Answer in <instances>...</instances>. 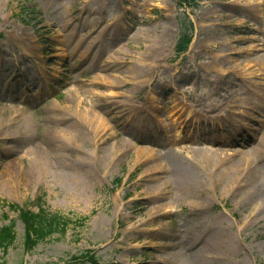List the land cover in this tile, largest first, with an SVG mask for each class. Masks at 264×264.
Listing matches in <instances>:
<instances>
[{
	"label": "rangeland",
	"instance_id": "rangeland-1",
	"mask_svg": "<svg viewBox=\"0 0 264 264\" xmlns=\"http://www.w3.org/2000/svg\"><path fill=\"white\" fill-rule=\"evenodd\" d=\"M246 45L264 56V0H0V264H264V163L225 183L264 132ZM40 141L60 174L30 170ZM11 202L89 217L27 250Z\"/></svg>",
	"mask_w": 264,
	"mask_h": 264
},
{
	"label": "bare ground",
	"instance_id": "bare-ground-1",
	"mask_svg": "<svg viewBox=\"0 0 264 264\" xmlns=\"http://www.w3.org/2000/svg\"><path fill=\"white\" fill-rule=\"evenodd\" d=\"M85 36H81L79 41H82ZM65 38V37H64ZM94 41V40H93ZM92 41V42H93ZM90 42L89 44H85L82 47H80L77 51H79L80 55L84 54V49L87 48L92 44ZM77 47L75 46L73 50H75ZM241 52H254V63L257 65L258 69L264 68V56L261 54L260 49H255L254 45H246L240 49ZM231 54V53H230ZM136 82L135 84L137 86H140L142 84V80L140 79V73L137 72L136 76ZM259 121V125L264 128V113L259 114V118L257 119ZM24 128V126H23ZM49 133H52L51 130L48 131ZM79 135L77 133L75 136ZM45 142H38L36 145H38L37 152L39 154V157L34 160L33 166L30 168L32 172L35 174L38 173H53V174H60L61 170L59 168L60 163L63 160V149L58 148V146H49L47 143L44 145ZM264 149V132L260 136V140L257 144L252 146V152H249V150H244L239 156L234 157L229 164V171L231 174L227 175L226 178V185H230L229 189H232L235 184H237L238 179L241 180V176L244 174L246 178L248 179L250 186H255L257 184L256 176H257V170L261 167V165L264 163V158L262 157V150ZM241 149L235 148L232 149L231 155H236L239 153ZM113 154L121 153L118 152V150L113 151ZM44 163V165H43ZM193 164V163H191ZM39 165H42L43 168L39 172ZM175 165L177 167L178 173L184 178L186 182L195 181L197 179V170L195 168H190L189 164L187 162H180L176 161ZM72 199H74V196H72ZM75 200V199H74Z\"/></svg>",
	"mask_w": 264,
	"mask_h": 264
},
{
	"label": "trees",
	"instance_id": "trees-1",
	"mask_svg": "<svg viewBox=\"0 0 264 264\" xmlns=\"http://www.w3.org/2000/svg\"><path fill=\"white\" fill-rule=\"evenodd\" d=\"M187 37V36H186ZM188 39V37H187ZM186 43L181 39L178 42V47H183ZM10 208L19 211V216L25 223L24 246L30 249L37 242L46 239L53 232L61 230L71 221L59 213H47L44 208H40L37 212L29 209L21 208L15 203H9ZM85 220V217L78 219V222ZM15 240V231L11 224L0 226V247L3 251Z\"/></svg>",
	"mask_w": 264,
	"mask_h": 264
}]
</instances>
